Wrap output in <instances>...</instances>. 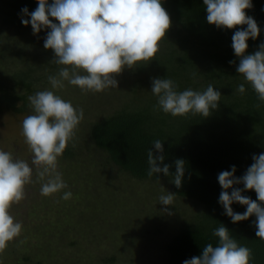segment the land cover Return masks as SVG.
Returning a JSON list of instances; mask_svg holds the SVG:
<instances>
[{
	"label": "clouds",
	"instance_id": "obj_1",
	"mask_svg": "<svg viewBox=\"0 0 264 264\" xmlns=\"http://www.w3.org/2000/svg\"><path fill=\"white\" fill-rule=\"evenodd\" d=\"M203 4L208 24L222 29L247 26L236 30L231 38V47L239 58L236 72L250 84L258 101L264 103V42L254 53L246 54V41L249 38L255 40L260 32L257 22L245 12L253 7L251 0H203ZM21 12L30 16V19L21 18V23L30 24L33 34L50 29L43 47L53 51L52 62L61 67L56 74L47 77L52 90L37 91L28 97L33 114L22 120L21 134L32 153L31 166L28 161L15 158L10 151L0 149V254L22 232V223L11 215L10 208L25 198V186L33 182L32 166L36 168L38 179L45 181L40 188L42 196L53 195L68 187L57 170L58 158L74 139L84 111L62 99L54 90L63 89L65 81L84 93L118 88L115 77L126 67L133 68L137 62L152 60L159 51V41L171 24L161 0H52L50 4L47 0H38L34 11L29 13L25 7ZM245 90L244 83L236 88L240 94ZM151 93L156 97L153 110L173 117L191 113L206 118L218 108L221 97L212 84L203 91L191 88L177 91L173 80L159 77L151 79ZM163 153L162 141L155 140L147 153V175L157 174L158 180L160 173L171 175V183L180 188L185 161H174L173 174L169 171L172 165L164 163ZM252 161L239 178L234 175V165L230 171L218 174L222 189L218 203L233 223L254 215L255 236L264 240V152L253 155ZM241 184L243 188L233 187ZM228 189H232L230 194ZM247 190H254L257 199L242 195ZM71 196V191H65L61 199L68 200ZM174 197L175 194L168 192L159 197V203L171 205ZM233 203L246 206V211L234 212ZM212 234L218 238L217 246L207 244L199 256L186 259L183 264H250L252 250L240 245L225 226L221 224Z\"/></svg>",
	"mask_w": 264,
	"mask_h": 264
},
{
	"label": "trees",
	"instance_id": "obj_2",
	"mask_svg": "<svg viewBox=\"0 0 264 264\" xmlns=\"http://www.w3.org/2000/svg\"><path fill=\"white\" fill-rule=\"evenodd\" d=\"M47 2L50 4L52 0ZM161 3L170 16V28L159 41V51L152 60L127 68V81L136 85L138 92L151 87V79L156 77L173 80L177 91L188 88L203 91L212 84L221 93L218 108L206 118L191 113L173 117L153 110L154 95L142 104L125 100L119 109L89 125V138L119 170L136 180L168 183L176 197L189 200L197 208L192 220L182 224L166 244L169 264H183L184 260L199 256L209 243L217 246L218 238L212 233L221 224L240 245L252 250L250 264H264V240L255 236V216L233 223L218 203L222 191L218 174L230 171L234 165V175L239 178L253 163L252 156L264 152V103L258 101L250 84L236 72L239 58L231 47L234 32L247 26L222 29L208 24L203 0H161ZM251 3L253 7L245 12L257 22L260 32L255 40L246 41V54L254 53L264 42V0H251ZM37 6L38 0H0V34L12 31L19 35L22 29L30 28V24L21 23V18L30 19L21 9L26 7L31 13ZM42 32L36 34L39 48L33 46L35 39L32 49L36 48L34 58L38 65L46 64L51 74L61 66L52 62L53 51L43 47ZM9 51L11 48L0 43V60ZM25 68L10 75L0 72V114H24L29 109L28 97L35 93L32 90L35 79L31 77V69L27 65ZM241 83L245 84L244 94L236 91ZM140 98L144 100L145 95L141 94ZM257 104L260 106L256 107ZM157 139L163 144L164 163L172 165L171 173H175L176 159L185 161L180 188L171 183V175L160 173L159 180L157 174L147 175V153ZM63 156L72 157V153L65 149ZM233 187L243 188V185ZM231 190H227L229 194ZM242 195L257 199L254 190L244 191ZM231 207L234 212L246 211V206L239 203Z\"/></svg>",
	"mask_w": 264,
	"mask_h": 264
},
{
	"label": "rangeland",
	"instance_id": "obj_3",
	"mask_svg": "<svg viewBox=\"0 0 264 264\" xmlns=\"http://www.w3.org/2000/svg\"><path fill=\"white\" fill-rule=\"evenodd\" d=\"M42 30L46 37L50 29ZM36 34L31 27L19 35L12 31L0 34L2 46L11 48L0 60V72L10 75L27 65L35 79V93L52 90L47 77L56 74H50L46 64L40 67L34 58L32 42L36 39L35 47L40 44ZM126 71L127 67L115 77L118 88L84 93L65 81L63 89L54 90L84 111L75 137L66 147L72 157L62 154L58 158L57 170L68 187L42 196L45 181L38 179L32 166L33 182L25 186V198L10 208L23 229L0 254V264H169L166 244L182 224L192 220L197 208L176 196L171 205L160 204L161 195L172 193L168 183L130 177L111 164L88 135L89 125L119 109L125 100L142 104L153 97L151 87L138 92L127 81ZM28 108L24 114H0V149L31 166L32 153L21 134L22 120L33 114L30 103ZM65 191L72 193L68 200L61 199Z\"/></svg>",
	"mask_w": 264,
	"mask_h": 264
}]
</instances>
